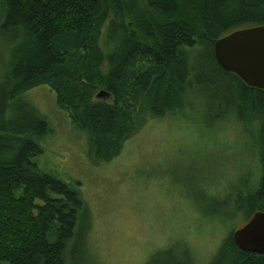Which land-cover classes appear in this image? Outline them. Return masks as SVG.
I'll use <instances>...</instances> for the list:
<instances>
[{"label":"trees","instance_id":"trees-1","mask_svg":"<svg viewBox=\"0 0 264 264\" xmlns=\"http://www.w3.org/2000/svg\"><path fill=\"white\" fill-rule=\"evenodd\" d=\"M257 25L264 0H0V48L8 52L0 69V264H98L80 182L38 166L49 121L19 103L38 85L87 132L95 164L117 157L147 116L174 113L190 98L213 119L253 123L256 179L211 203L218 221L264 212V90L223 69L213 50L218 38ZM101 90L110 96L97 97ZM232 231L203 264H264V254L238 248ZM144 264L201 263L172 245Z\"/></svg>","mask_w":264,"mask_h":264},{"label":"rangeland","instance_id":"rangeland-1","mask_svg":"<svg viewBox=\"0 0 264 264\" xmlns=\"http://www.w3.org/2000/svg\"><path fill=\"white\" fill-rule=\"evenodd\" d=\"M100 44L106 49L104 37ZM7 56L0 48V69ZM21 98L20 104L30 102L49 121L38 166L80 182L90 221L87 244L98 264H144L172 245L187 246L203 264L224 235L246 222L218 221L211 199L225 198L230 185L247 176L256 179L253 123L213 119L208 105L190 98L174 113L147 116L117 157L95 164L87 132L73 126L53 90L38 85Z\"/></svg>","mask_w":264,"mask_h":264},{"label":"water","instance_id":"water-1","mask_svg":"<svg viewBox=\"0 0 264 264\" xmlns=\"http://www.w3.org/2000/svg\"><path fill=\"white\" fill-rule=\"evenodd\" d=\"M214 56L221 67L239 76L247 85L264 90V25L240 28L218 38ZM104 90L97 97H109ZM242 251L264 254V212L257 210L232 231Z\"/></svg>","mask_w":264,"mask_h":264}]
</instances>
